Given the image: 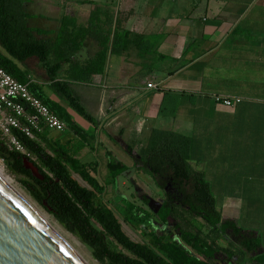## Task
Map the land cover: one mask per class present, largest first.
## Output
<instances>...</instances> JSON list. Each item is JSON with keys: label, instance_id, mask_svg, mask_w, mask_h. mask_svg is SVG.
Here are the masks:
<instances>
[{"label": "crops", "instance_id": "crops-1", "mask_svg": "<svg viewBox=\"0 0 264 264\" xmlns=\"http://www.w3.org/2000/svg\"><path fill=\"white\" fill-rule=\"evenodd\" d=\"M24 8L29 25L47 31L46 38L56 36L65 15L86 28L99 8L110 13L100 14L99 23L142 34L149 46L109 53L105 71L91 83L70 82L94 120L82 127L72 117L89 134L87 141L72 131L41 134L70 144L74 157L98 163L101 171L108 162H122L128 170L117 181L132 184L136 175H145L135 169L129 149L139 151L153 128L173 130L193 137L191 165L211 185L264 181V0H24ZM99 49L89 35L76 60L85 63ZM20 66L51 100L70 110L37 58ZM67 69L65 64L60 80ZM220 97H240L236 105L256 111L235 113ZM160 192V200L143 196L156 202L151 213L165 198ZM242 199L240 193L226 197L224 216H239Z\"/></svg>", "mask_w": 264, "mask_h": 264}, {"label": "trees", "instance_id": "trees-1", "mask_svg": "<svg viewBox=\"0 0 264 264\" xmlns=\"http://www.w3.org/2000/svg\"><path fill=\"white\" fill-rule=\"evenodd\" d=\"M100 14L110 17L108 11L98 8L91 12L89 24L84 29L77 28L65 15L56 36L51 39L44 37L48 35L47 31L29 25L30 14L24 8V0H0V65L14 78L27 83L30 91L82 141H87L89 134L67 108L51 100L31 80L20 64L37 58L52 80V90L70 108L93 122L70 82L91 83L95 75L105 71L109 53L118 54L134 46L149 49L142 34L120 26L112 30L97 21ZM89 35L96 38L100 49L91 59L80 63L76 55ZM65 64L68 65L65 80H60L59 74ZM233 106L235 113L256 111L251 105ZM14 134L30 156L8 149L0 140V158L14 174L22 176L20 181L38 203L90 247L98 261L108 264H239L255 261L264 264V246L258 231L243 228L237 214L224 216L205 172L192 167L193 137L153 128L139 151L129 149L135 169L150 175L156 186L164 191L160 208L151 213L116 196L118 176L128 170L122 162H108L101 171L98 163H82L74 157L68 143L63 144L45 134L37 135L42 142L19 130ZM25 158L39 168L43 179L35 177L25 167ZM71 171L87 186L77 181ZM115 197L118 201L113 203ZM144 203H150L146 196ZM115 211L143 235L145 242L133 240L124 231ZM110 238L122 249L111 247ZM223 239L228 240L225 246L220 244Z\"/></svg>", "mask_w": 264, "mask_h": 264}, {"label": "rangeland", "instance_id": "rangeland-1", "mask_svg": "<svg viewBox=\"0 0 264 264\" xmlns=\"http://www.w3.org/2000/svg\"><path fill=\"white\" fill-rule=\"evenodd\" d=\"M72 117L82 126L85 127V124L88 123L87 119L82 115L77 113L74 109L70 108L69 110ZM64 132H70V130L66 129L63 132H51V134H61ZM65 134V133H64ZM0 165L5 167L6 173L12 178L14 184L19 188L22 192L26 194L28 198L36 205L38 210L49 220V222L54 226L56 230L74 247V250L83 257L89 264H108L107 262H100L95 259L92 255V251L88 245L83 243L76 235L68 231L63 225H61L56 218L49 213L40 203H38L28 192V190L24 187L19 176L14 174L11 169L8 167L7 163L4 159L0 158ZM145 176L143 178H139L137 175L134 177V182L132 184L117 181L116 188V196H122L124 200L132 201L137 205L142 206L143 208L148 207L147 210L152 209L154 200H160L162 193L160 192L159 187L156 186L152 177L144 172H142ZM72 176L79 181L82 185L87 186L84 180L75 172L71 171ZM257 181V180H255ZM247 189V190H244ZM250 190V191H248ZM214 195L218 201L220 208L224 211V207L227 204L224 199L226 197H230L233 194L240 193L242 200L238 201V211L239 216H237L238 223L245 229L248 230H256L260 235V240L264 246V181L260 180L259 184L256 185H213ZM243 191V192H242ZM124 192V194H123ZM148 195L153 197V202L149 205L144 203L143 196ZM117 197L113 200V203L117 202ZM150 198V197H149ZM249 198L251 200H249ZM258 200H252V199ZM116 212V211H115ZM235 212V211H234ZM233 213V212H232ZM236 213V212H235ZM124 231L135 241L145 242L143 235L136 231L133 227H131L128 223H126L116 212ZM231 214V213H230ZM237 214V213H236ZM97 226V224H96ZM227 239L222 240V244H227ZM109 243L111 247H117L118 249H122L120 246L116 244L111 238L109 239ZM250 257V255H248ZM239 264H257L255 261H246L240 262Z\"/></svg>", "mask_w": 264, "mask_h": 264}, {"label": "water", "instance_id": "water-1", "mask_svg": "<svg viewBox=\"0 0 264 264\" xmlns=\"http://www.w3.org/2000/svg\"><path fill=\"white\" fill-rule=\"evenodd\" d=\"M25 167L43 179L28 158ZM0 264H86L0 179Z\"/></svg>", "mask_w": 264, "mask_h": 264}, {"label": "built area", "instance_id": "built-area-1", "mask_svg": "<svg viewBox=\"0 0 264 264\" xmlns=\"http://www.w3.org/2000/svg\"><path fill=\"white\" fill-rule=\"evenodd\" d=\"M147 87L157 88V85L148 83ZM241 100L240 97L218 98L228 107ZM66 128V124L30 91L27 83L20 82L0 65V140L8 149L30 156L14 134L15 130L37 140V135L46 130L63 132Z\"/></svg>", "mask_w": 264, "mask_h": 264}, {"label": "bare ground", "instance_id": "bare-ground-1", "mask_svg": "<svg viewBox=\"0 0 264 264\" xmlns=\"http://www.w3.org/2000/svg\"><path fill=\"white\" fill-rule=\"evenodd\" d=\"M0 179L4 181L15 194L50 228L52 229L86 264H89L83 257H81L74 247L59 233L58 230L49 222V220L38 210L36 205L14 184L12 178L6 173L5 167L0 165Z\"/></svg>", "mask_w": 264, "mask_h": 264}]
</instances>
